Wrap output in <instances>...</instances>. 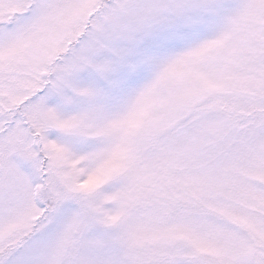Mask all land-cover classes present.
Masks as SVG:
<instances>
[{
    "label": "snow or ice",
    "instance_id": "obj_1",
    "mask_svg": "<svg viewBox=\"0 0 264 264\" xmlns=\"http://www.w3.org/2000/svg\"><path fill=\"white\" fill-rule=\"evenodd\" d=\"M0 264H264V0H0Z\"/></svg>",
    "mask_w": 264,
    "mask_h": 264
}]
</instances>
